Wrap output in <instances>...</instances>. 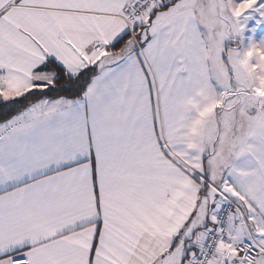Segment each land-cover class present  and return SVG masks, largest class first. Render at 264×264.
<instances>
[{
  "label": "snow or ice",
  "instance_id": "1",
  "mask_svg": "<svg viewBox=\"0 0 264 264\" xmlns=\"http://www.w3.org/2000/svg\"><path fill=\"white\" fill-rule=\"evenodd\" d=\"M0 264H264V0H0Z\"/></svg>",
  "mask_w": 264,
  "mask_h": 264
}]
</instances>
